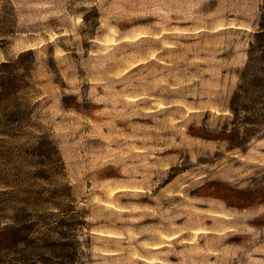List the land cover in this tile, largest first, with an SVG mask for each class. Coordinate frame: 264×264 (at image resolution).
Segmentation results:
<instances>
[{
  "label": "rangeland",
  "instance_id": "rangeland-1",
  "mask_svg": "<svg viewBox=\"0 0 264 264\" xmlns=\"http://www.w3.org/2000/svg\"><path fill=\"white\" fill-rule=\"evenodd\" d=\"M0 264H264V0H0Z\"/></svg>",
  "mask_w": 264,
  "mask_h": 264
},
{
  "label": "trees",
  "instance_id": "trees-1",
  "mask_svg": "<svg viewBox=\"0 0 264 264\" xmlns=\"http://www.w3.org/2000/svg\"><path fill=\"white\" fill-rule=\"evenodd\" d=\"M240 92H241V87H240V90H238L236 93H235V96H239L240 95ZM229 111H230V114L232 116V121L230 122V125L232 126H229V127H232V129L230 128H227L224 132V134L226 135V139L228 141H232L234 142V145H239V146H243L245 143H246V135L247 133L242 131L241 128L239 127L238 125V121L240 119H238V113H237V110L233 107V103L232 105L230 106L229 108ZM246 115L244 116L245 118L240 120L241 122H245V121H250V120H253L254 117H256L257 115H259V110L258 109H251L249 108L248 110H246ZM254 121V120H253ZM246 123H254V122H246ZM252 125V124H250ZM245 133V134H244ZM234 147H237V146H234Z\"/></svg>",
  "mask_w": 264,
  "mask_h": 264
}]
</instances>
